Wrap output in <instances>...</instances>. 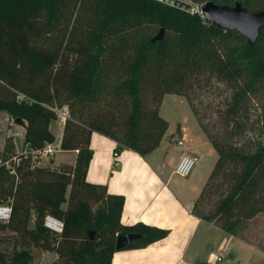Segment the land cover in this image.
<instances>
[{
  "label": "trees",
  "instance_id": "trees-1",
  "mask_svg": "<svg viewBox=\"0 0 264 264\" xmlns=\"http://www.w3.org/2000/svg\"><path fill=\"white\" fill-rule=\"evenodd\" d=\"M212 1H240L250 11L264 10V0ZM71 6L88 16L85 26L78 16L58 43L38 42L43 26L59 23ZM161 29L163 38L152 41ZM213 78L231 89L219 109L222 127L216 133L192 95ZM167 93L188 98L218 153L192 211L237 235L243 220L264 213V27L252 44L198 10L160 0H0V111L27 122L25 149L17 153L21 160L11 161L15 172L0 163V204L12 206L11 220L0 222V230L18 233L20 242L9 253L0 250V264H30L33 249L54 251L53 264H111L118 234H143L129 248L168 235L155 225H123L125 197L86 178L95 131L115 140L118 154L131 149L144 156L160 145L169 126L160 113ZM253 100L261 101L259 137L250 146L233 143L232 137L254 122ZM64 104L69 115L60 147L78 150L76 162L38 166L33 152L55 142L51 124L58 116L52 107ZM13 152L5 148L0 160L11 159ZM220 189L215 207L200 212L206 195ZM33 209L37 216L30 226ZM47 214L63 221L62 233L45 227Z\"/></svg>",
  "mask_w": 264,
  "mask_h": 264
},
{
  "label": "crops",
  "instance_id": "crops-1",
  "mask_svg": "<svg viewBox=\"0 0 264 264\" xmlns=\"http://www.w3.org/2000/svg\"><path fill=\"white\" fill-rule=\"evenodd\" d=\"M168 94L163 97L162 106ZM162 106H160L161 109ZM165 118L169 122V127L160 145L144 156L131 149H122L116 156L114 154L117 146L115 140L96 131L92 134L93 156L86 178L89 182L106 186L110 194L125 197L120 217L121 223L125 226L145 223L169 231L164 238L146 246L137 245L132 248L116 249L111 264H174L180 257H183L189 264H201L205 261L201 256L206 242L197 248L192 258L188 257V250L202 223H207L194 214L192 208L206 182L208 173L203 177L205 171L192 172L199 173V175L196 180L193 175L187 184L174 181L173 174H176L174 168L182 154L195 153L200 159L204 156V153L201 154L202 150L212 154L211 143L200 129L198 130L195 126L188 127L183 123H179V134L175 137L173 131H170L171 120L168 117ZM61 122L53 143L57 149L56 153L38 160V166L55 167L61 163L75 164L78 150H64L60 147L65 120ZM25 132V127L17 132L22 140L21 150L17 149V137L14 138L15 151L18 153L25 149ZM166 136L171 143H166ZM178 139H182L184 144L179 145ZM173 164V170L170 172L165 170ZM197 180L200 181L198 184L195 183ZM36 216L37 213L33 209L31 219L35 220ZM228 234L234 243L240 244L245 250L247 248L254 250L248 243L240 242L234 235ZM222 245L220 244L217 249L225 253L226 247L223 248ZM228 248L230 245L227 246V250ZM253 252H255L252 253L255 257L249 261L264 264V256H260L256 251ZM211 255L214 256V253L211 252ZM217 255L215 254V257ZM205 262L211 264L208 261ZM236 264H240V261Z\"/></svg>",
  "mask_w": 264,
  "mask_h": 264
},
{
  "label": "rangeland",
  "instance_id": "rangeland-1",
  "mask_svg": "<svg viewBox=\"0 0 264 264\" xmlns=\"http://www.w3.org/2000/svg\"><path fill=\"white\" fill-rule=\"evenodd\" d=\"M185 2L190 3L195 10L200 9L203 4L197 2L196 0H185ZM78 16L79 21L85 26L88 16L84 15V13H82V10L80 11V6H71L59 23L53 26H43L42 34L37 36L38 42H43L47 45H54L58 43V41L61 40L63 36L69 32L71 24L74 23L76 19H78ZM82 37L83 34H81V38ZM230 90V87L226 83H219L215 78H213L210 84L205 85L200 90L192 92L195 106L199 108V111L203 116L204 122L210 128V131H212L213 133H216L217 129L222 127L220 119L218 117V112L219 109L223 107L224 101L227 99ZM260 103V100H253L252 119L254 120V122L247 127L246 132L241 136L234 135V137H232L233 143H245V146H250L253 141L258 139L260 123L257 122L256 119H258V113L260 112ZM161 113L163 117H168L171 120L170 131H173L175 137L179 134V123H183L188 127H197V129H200L201 133H203L204 137L206 135V137L208 138L207 134L205 133L204 129L202 128L196 115L193 112L190 101L185 95L176 93H169L168 95H166L161 109ZM16 119L17 118H13L9 113L5 111H0L1 158L3 156L5 148L11 147L12 149L13 147L14 155L18 153L15 151V137H17V149H22V140L20 137H18L17 132L22 127H25V125L19 124ZM61 121L62 119L58 118L57 120H54L51 124V129L55 134L58 131L60 123H62ZM24 123L27 122L24 121ZM174 141L175 140L173 139V142ZM166 143H171L170 140L167 139V136ZM210 145V148L212 149V154L206 153L202 150L201 154L203 155L204 153V156L200 157L199 161L192 170V172H196L197 170L202 172L205 171L206 173L203 175V177H205L208 173L205 179L206 181L208 180L209 175L212 172L218 158V153L216 149L214 148L212 143ZM165 162H167V160ZM173 168L174 164L170 165L169 168L166 167L165 170L170 172L171 170H173ZM192 172L188 176H180L178 174H173L174 181H177L181 184H187L188 181L192 179L193 175L194 180H196L199 173L194 174ZM222 180V178H219L217 183H219V181L222 183ZM199 182L200 181L198 180L195 181V183L197 184ZM220 186H222V184ZM220 192H222V189H220L218 192L214 191L213 193L206 195L203 201L199 204L198 210L204 214L211 211L215 207V204L219 199ZM98 205L99 202L97 201L94 202L92 206L94 209H96ZM34 221L35 220L30 218V226H33ZM208 223H210L212 226ZM234 236L236 239H238V241H244L251 245L254 250H252L251 248H247L245 250L240 246V244L234 243L231 240L232 237L219 226L218 222L212 221L202 223L196 236L194 237L192 245L188 250V257H194V253L197 251V248L203 242H206L201 257L204 258L205 261L210 262L211 264H236L238 261H240V264H256L250 262L249 260L255 257L252 254L255 253L253 251L259 253L260 256H264V213H260L251 219L243 220L242 224L238 228L237 235ZM18 239V233L9 229L0 230V250L3 249L9 253L14 248H19L20 242ZM220 244H223L222 246L223 248L226 247V250L225 256L221 260H218L217 256L215 257V254L217 255V253L219 252L217 248ZM228 245H230V248H228L227 250ZM33 251L36 252V257L30 264H53V262L58 260V255L54 251H38L36 249H33ZM211 252L214 253V256L211 255ZM205 261L201 264H208Z\"/></svg>",
  "mask_w": 264,
  "mask_h": 264
},
{
  "label": "water",
  "instance_id": "water-1",
  "mask_svg": "<svg viewBox=\"0 0 264 264\" xmlns=\"http://www.w3.org/2000/svg\"><path fill=\"white\" fill-rule=\"evenodd\" d=\"M165 3L186 9L192 10L193 7L185 0H160ZM201 15L212 22H215L221 28L235 29L244 35L247 40L254 44L260 34V30L264 27V10L250 11L240 1L234 5L217 3L208 0L200 7ZM164 30L161 29L153 38L152 41H157L163 38ZM16 121L25 125L22 118H17ZM96 230H90L88 238L93 239ZM143 237L139 232H130L126 234H118L116 237L115 248L117 250L128 247L134 240Z\"/></svg>",
  "mask_w": 264,
  "mask_h": 264
},
{
  "label": "built area",
  "instance_id": "built-area-1",
  "mask_svg": "<svg viewBox=\"0 0 264 264\" xmlns=\"http://www.w3.org/2000/svg\"><path fill=\"white\" fill-rule=\"evenodd\" d=\"M192 10H195L194 8ZM200 11V9H196ZM52 109L55 111L59 119H66L69 115V107L67 104H64L62 106L55 105L52 107ZM178 144L183 145L184 142L182 139H178ZM56 148L53 143H48L46 146L42 149L36 150L33 152L34 160H40L42 158H47L50 156H53L56 153ZM114 154L117 156L118 153L114 152ZM21 160V157L18 155L13 156L11 159L6 160L2 162L1 164H5L8 168L12 169L11 161H14L16 163H19ZM199 160V156L195 153H184L180 156L179 160L177 161L174 172L180 176H188L192 172L193 168L197 164ZM12 172H15L14 169H12ZM12 217V206L9 203L6 204H0V222L1 223H9ZM44 225L47 229H49L54 234H60L63 231L64 223L63 221L51 214H47L44 218ZM225 256V253L223 251H220L217 255V259L221 260ZM174 264H189L183 257H180L177 259V261Z\"/></svg>",
  "mask_w": 264,
  "mask_h": 264
}]
</instances>
